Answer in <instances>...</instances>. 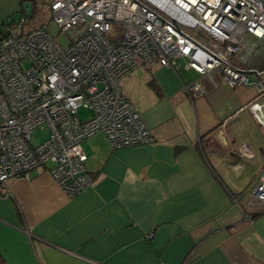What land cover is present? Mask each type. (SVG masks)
I'll list each match as a JSON object with an SVG mask.
<instances>
[{"label": "crops", "instance_id": "0c3cea01", "mask_svg": "<svg viewBox=\"0 0 264 264\" xmlns=\"http://www.w3.org/2000/svg\"><path fill=\"white\" fill-rule=\"evenodd\" d=\"M26 1L0 0V21L23 15ZM188 72L193 79L154 65L125 78L155 143L116 150L103 134L85 140L95 181L76 198L45 168L7 182L3 264H264V208L252 198L264 171V107L248 102L255 119L240 133L241 121L220 113L235 89L218 72ZM194 81L204 94L191 98L182 85ZM246 171L254 173L243 186L233 176Z\"/></svg>", "mask_w": 264, "mask_h": 264}, {"label": "built area", "instance_id": "2783aa9c", "mask_svg": "<svg viewBox=\"0 0 264 264\" xmlns=\"http://www.w3.org/2000/svg\"><path fill=\"white\" fill-rule=\"evenodd\" d=\"M62 46L45 27L28 28L24 14L5 23L0 41V196L7 182L45 168L74 199L95 179L82 143L103 134L111 148L155 143L124 80L154 65L211 77L232 89L253 88V110L264 107V0H49ZM191 98L199 81L184 82ZM80 108L91 111L83 121ZM36 129L49 138L31 144ZM264 208V171L252 190Z\"/></svg>", "mask_w": 264, "mask_h": 264}, {"label": "rangeland", "instance_id": "374dc122", "mask_svg": "<svg viewBox=\"0 0 264 264\" xmlns=\"http://www.w3.org/2000/svg\"><path fill=\"white\" fill-rule=\"evenodd\" d=\"M33 15L29 17V24L28 28H38V27H45L47 31L50 33V35L55 38L62 46H67L68 41L64 36L61 35L49 8V0H33ZM22 16V14H17L14 16L13 19L19 18ZM5 27L3 25V22L0 21V37L1 33H4ZM174 65L178 71H181V73L186 74L189 79H193V73L185 71V62L181 60H176L174 62ZM194 72V71H193ZM225 100L223 102H220L221 108L220 113L224 115V117H228L231 115H234V119L237 118V120L242 123L243 127L240 130V133H246L248 132V129L251 128L253 125L252 120L255 119V113L250 110V106L248 102L253 99L255 96L257 97V92L253 88H237L235 90L226 89L225 93ZM244 106V108L237 112V109H239L240 106ZM238 105V106H237ZM216 111V110H215ZM80 118L83 121H87L91 118V111L85 108H80L78 112ZM259 114V113H258ZM233 119V120H234ZM237 121V122H238ZM233 121H230L229 123H232ZM246 124V127H245ZM49 138V131L48 129H36L31 134V144L33 146H39L42 143H44ZM252 171H246L245 173L239 174L236 177L237 182L240 183L243 186H247L253 176ZM249 190H247L248 192ZM246 192V193H247ZM249 193V192H248Z\"/></svg>", "mask_w": 264, "mask_h": 264}, {"label": "water", "instance_id": "95a60500", "mask_svg": "<svg viewBox=\"0 0 264 264\" xmlns=\"http://www.w3.org/2000/svg\"><path fill=\"white\" fill-rule=\"evenodd\" d=\"M24 15L31 17L33 15V3L31 1H26L23 4Z\"/></svg>", "mask_w": 264, "mask_h": 264}, {"label": "trees", "instance_id": "16d2710c", "mask_svg": "<svg viewBox=\"0 0 264 264\" xmlns=\"http://www.w3.org/2000/svg\"><path fill=\"white\" fill-rule=\"evenodd\" d=\"M30 1H33V0H30ZM4 27H5V23H3ZM5 37V31L4 33H1V37H0V41L2 40V38ZM0 264H3V261H0Z\"/></svg>", "mask_w": 264, "mask_h": 264}]
</instances>
